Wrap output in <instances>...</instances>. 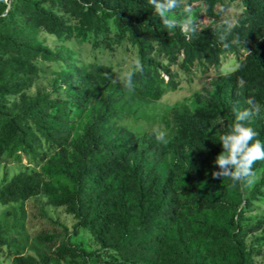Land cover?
Returning <instances> with one entry per match:
<instances>
[{"label": "trees", "instance_id": "1", "mask_svg": "<svg viewBox=\"0 0 264 264\" xmlns=\"http://www.w3.org/2000/svg\"><path fill=\"white\" fill-rule=\"evenodd\" d=\"M242 12L228 26L223 0H183L196 33L165 29L148 0H10L0 7V157L24 154L40 171H21L0 188V206L45 194L76 221L67 242L51 253L16 255L13 264H255L245 237L264 231V219L245 227V214L264 194V176L245 195L230 178L213 179L220 136L231 131L233 106L249 108L246 126L264 142V0H239ZM219 6H222L220 8ZM202 19L209 20L201 24ZM76 22V23H75ZM45 32L62 42L91 39L94 49L124 42L136 49L138 67L124 86L111 65L77 64L65 47L54 51L40 39ZM228 34L229 47L218 40ZM239 60L220 75L214 90L193 111L174 109L177 133L168 145L155 132L137 136L119 125L120 103L133 95L159 101L181 86V74L218 70L222 57ZM60 63L52 91L26 96L40 73L38 62ZM113 77L117 83L111 82ZM19 96L14 110L8 98ZM102 99L99 107L96 102ZM74 106L88 111L82 133L72 135ZM220 122L221 126L215 128ZM170 153L172 162L161 168ZM264 171V160L253 171ZM79 228L100 246L87 251L70 242ZM54 234L38 240L51 243ZM260 240L264 241V237ZM3 240L0 235V248Z\"/></svg>", "mask_w": 264, "mask_h": 264}, {"label": "rangeland", "instance_id": "2", "mask_svg": "<svg viewBox=\"0 0 264 264\" xmlns=\"http://www.w3.org/2000/svg\"><path fill=\"white\" fill-rule=\"evenodd\" d=\"M10 0H0L8 5ZM228 8L224 11L221 23L232 26L242 12L239 0H223ZM222 8V6H219ZM182 18L183 16L180 15ZM191 17V15H190ZM209 20L202 19L201 24L208 23ZM76 23V22H75ZM39 39L52 50L56 51L60 47L70 49L79 65L90 63H102L111 65L115 75L120 81L126 74L137 68L138 56L136 49L124 42L121 45L113 44L111 47L101 45L94 49L91 39L76 37L68 42H62L45 32H40ZM239 64V60L232 54L222 57V63L218 70L211 69L208 73L195 72L192 76L181 74L183 82L179 89L170 92L159 101H147L139 96L133 95L131 104L120 103L115 109L120 113L119 125L126 127L137 136L144 135L150 131L156 133L158 139L167 145L173 141L177 133V127L173 120L174 109H187L193 111L200 104L196 97H205L207 92L214 90L215 80L223 74L233 71ZM40 73L32 88L26 92V96L31 98L39 93H49L52 91L53 80L63 69L60 63L38 62ZM19 96L8 98V108L14 110ZM99 99L96 106L102 102ZM72 115V135L78 136L82 133L83 127L89 118V112H81L76 107L70 106ZM221 126L218 121L215 128ZM172 156L168 153L161 161V168L169 166ZM21 171H40V167L32 164L24 154L9 157L4 154L0 157V188L14 175ZM264 176L262 169L255 172V180L250 186L241 185V190L248 195L253 186ZM47 196L41 194L25 202H18L0 206V235L3 245L0 248V264H13L16 255L38 257L41 253H51L59 245L67 242V231L71 233L76 221L72 219L63 207H54L47 203ZM245 227L255 225L259 220L264 219V194L252 208L245 214ZM54 234L55 239L51 243H44L38 240L40 234ZM264 231H258L245 237L248 249L252 253L255 264H264ZM70 242L87 251L99 249V245L90 235L89 231L79 228L76 237L71 236ZM61 264H84L82 259L66 258ZM99 264H111L106 258L99 261ZM112 264H123L116 262Z\"/></svg>", "mask_w": 264, "mask_h": 264}, {"label": "clouds", "instance_id": "3", "mask_svg": "<svg viewBox=\"0 0 264 264\" xmlns=\"http://www.w3.org/2000/svg\"><path fill=\"white\" fill-rule=\"evenodd\" d=\"M148 3L162 21L165 29L179 28L183 34L189 37L196 33L194 22L188 15V7L183 8L182 11L185 15L182 18L177 15L176 10L181 7L183 0H148ZM218 40L223 47H229L227 33H221ZM137 67L142 70V66L138 65ZM134 74V72L128 74L124 85L129 92L134 90ZM107 78L113 83L118 82L111 76H107ZM247 103L249 108L243 110L233 106L234 124L229 133L220 136L219 143L223 151L214 161L219 170L212 173V178H230L233 186L237 184L250 186L254 183L253 165L257 161L264 160V142L256 139L259 134L253 128L246 126V122L254 115L255 101L253 98H249Z\"/></svg>", "mask_w": 264, "mask_h": 264}]
</instances>
